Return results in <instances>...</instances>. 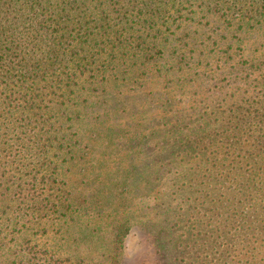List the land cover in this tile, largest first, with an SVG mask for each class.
Returning a JSON list of instances; mask_svg holds the SVG:
<instances>
[{
  "label": "trees",
  "instance_id": "1",
  "mask_svg": "<svg viewBox=\"0 0 264 264\" xmlns=\"http://www.w3.org/2000/svg\"><path fill=\"white\" fill-rule=\"evenodd\" d=\"M184 3L0 0V264H11L10 234L49 217L81 222L82 264H121L134 227L154 257L141 264H264V142L243 114L252 106L232 118L239 139L224 130L208 154L206 129L229 123L173 93L212 66L170 43ZM196 3L264 23V0ZM76 176L80 192L65 191Z\"/></svg>",
  "mask_w": 264,
  "mask_h": 264
},
{
  "label": "rangeland",
  "instance_id": "2",
  "mask_svg": "<svg viewBox=\"0 0 264 264\" xmlns=\"http://www.w3.org/2000/svg\"><path fill=\"white\" fill-rule=\"evenodd\" d=\"M196 1L190 0L191 4L184 3L181 7V18H178L171 28L175 36L170 43L172 46L174 43L178 45L179 52L196 50V54H198L203 51L204 53H201L200 57L203 67L206 69L210 63L212 66L207 68L208 76L206 78L195 79L193 85L174 88L173 93H183L182 97L178 96L181 101L196 102V106L199 108L198 112L212 113V121L225 119L226 122L223 124L229 123L228 126L224 125L222 128V124L212 122V127L206 129L211 134V145L208 146L207 140L203 144L208 154L214 152L213 145L221 140L224 130H228L229 133L234 131V124L231 123L232 118L242 112L241 106L244 107L247 104L252 108L249 112L243 111V114L246 117L250 116V119L253 120V127L259 131L257 138L262 143L264 142V23L253 27L247 22V19L242 18V12L237 9L226 14L205 11L201 13ZM169 35L172 33L170 32ZM183 45L188 46L184 47ZM212 69L214 73L210 72ZM200 73H204V71L202 70ZM155 87L162 92L158 85ZM195 124L196 120L189 123V127H200ZM240 127H243L242 131L245 132L249 126L245 123ZM234 133H231L230 136L237 141L239 136L236 137ZM202 135L204 134H200V136ZM221 145L222 143L218 148ZM118 146L116 151L122 153L121 145ZM149 154L147 150L146 155ZM67 169L65 167V170ZM77 182L78 176L73 178L72 182H66L65 191L73 185L72 189L79 193ZM168 183L169 185H166L165 189L170 188L171 191L168 193L172 199H175L177 196L174 191L177 188H173L174 182L171 179L168 180ZM114 201L117 205L118 201ZM172 205L171 208L175 206L176 210L181 209L178 203ZM108 207H110L109 203L106 205V208ZM161 208L164 209V207ZM53 220L51 217L45 218L41 221L42 224L36 223L24 233L10 234L7 239L10 250L6 263L82 264V257L88 254V245L84 250L80 242L76 241L80 236L77 234L78 226L76 224L80 225L81 222L74 224L70 221L69 224L63 226L61 222ZM147 239L143 232L137 231L134 227L133 232L125 238L123 246L119 250L121 251L119 256L121 264H141V262L153 261L152 248ZM218 247L219 245H217ZM6 253L8 254V252Z\"/></svg>",
  "mask_w": 264,
  "mask_h": 264
}]
</instances>
